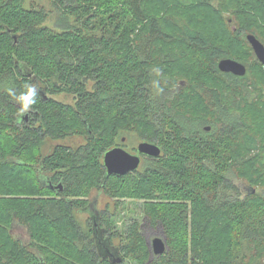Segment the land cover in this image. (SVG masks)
<instances>
[{
	"label": "trees",
	"instance_id": "1",
	"mask_svg": "<svg viewBox=\"0 0 264 264\" xmlns=\"http://www.w3.org/2000/svg\"><path fill=\"white\" fill-rule=\"evenodd\" d=\"M150 1L163 3L0 0V264H264V188H252L264 183V101L256 104L247 70H219L221 58L242 55L210 38L209 16L202 27L175 17L165 29L146 7ZM178 2L181 9L195 5ZM235 2L245 29L259 28L264 0ZM246 41L232 38L249 54ZM174 45L178 51L169 49ZM181 58L188 78L177 89ZM25 84L38 87L39 99L17 123L19 106L8 89L19 93ZM185 85L211 116L191 114ZM59 93L73 102L53 97ZM71 135L83 143L39 151L46 138ZM128 139L154 142L161 153L144 157L135 172L105 176L104 152ZM58 183L62 190L51 186ZM92 190L115 204L142 199L165 251L152 255L136 221L111 233L114 214L92 218L87 211L82 224L77 213L96 209ZM18 224L26 240L13 233ZM102 242L117 249L120 262Z\"/></svg>",
	"mask_w": 264,
	"mask_h": 264
},
{
	"label": "rangeland",
	"instance_id": "2",
	"mask_svg": "<svg viewBox=\"0 0 264 264\" xmlns=\"http://www.w3.org/2000/svg\"><path fill=\"white\" fill-rule=\"evenodd\" d=\"M180 0H163V3L160 6L156 7L153 5V2H146V7L149 8L150 13L155 14L158 16L162 25L165 29L169 28V25L172 24V21L175 17L182 16L183 21L191 26H198L202 27L203 24L201 22L208 23L210 21L209 18L215 23L213 32L211 33L210 38L216 39V43H222L227 45L233 53L242 57L239 59L242 61L245 66H247V81H248V88L253 91V96L255 98L256 104L258 101H264V65H258L256 63V57L250 47V53L245 54L246 45H236L232 42V38L235 41L239 40L240 37H244L246 39V35L248 33H253L256 37L264 44V19L262 17L258 18V23H254L255 25H259V28H253L254 31H250L245 29V25L241 22V15L234 13L232 10L236 8L234 4L236 3L235 0H193L195 5H191L188 7L179 6ZM184 6V5H183ZM230 8H228V7ZM249 14H252V10H248ZM209 16V18H208ZM214 17V18H212ZM247 23V21H246ZM244 28V29H242ZM173 35L176 37V40H179L180 33L177 29L171 30ZM166 51L168 50L166 46L163 47ZM169 49L172 51H178L179 48L177 46H169ZM244 53V54H243ZM234 55V54H232ZM180 61L177 63V68L174 69L175 72H179L180 74L176 76L177 85L175 88H180L182 84L187 81L188 75H186L187 67H188V60L185 58L179 59ZM181 66V68H178ZM195 79H198L196 77ZM209 81V79H207ZM187 83V82H186ZM209 84L212 85V81H209ZM187 85V84H186ZM185 90L190 93V96L187 98V109L191 111V114L200 115V116H211V112L207 106V102L200 98L198 94H194L193 90L189 87H186ZM255 89V91H254ZM257 89V90H256ZM54 98L66 102L72 103L73 98L70 94L59 93L53 95ZM264 127V123L261 125ZM124 148H127L130 151H134V148L137 146L139 140L136 139H128L125 140ZM71 144L73 146L83 143V137L78 135H71L64 139H51L46 138L45 141L42 143L40 147L41 154H47L51 151V149L57 144ZM232 180L235 182L237 186L240 187L242 191L248 190L247 182L239 177H235L232 175ZM254 189L264 188V183L259 185H253ZM89 200L92 198H96V209L99 213L104 214H114L113 223H112V230L111 233L116 232L122 234L125 230H127L133 222H138L139 229L142 235L144 236L147 244L151 247V241L154 237H163V232L160 226H153L148 223L146 217L143 214V200L141 199H130L126 198L120 200L116 204L115 201L108 197L105 193L97 194L96 190H92L91 194L89 195ZM87 213L78 212L77 219L82 223H86ZM13 233L19 237H22L24 240L28 238L27 232L25 228L21 225H16L13 229ZM115 239L111 242L115 246H119L120 238L117 235H114ZM124 264H136L133 260L128 259L124 262Z\"/></svg>",
	"mask_w": 264,
	"mask_h": 264
},
{
	"label": "water",
	"instance_id": "3",
	"mask_svg": "<svg viewBox=\"0 0 264 264\" xmlns=\"http://www.w3.org/2000/svg\"><path fill=\"white\" fill-rule=\"evenodd\" d=\"M246 39L252 48V51L258 61L264 65V44L252 33L246 35ZM218 68L225 73H231L236 76H243L246 73V66L242 62L233 58H221L218 61ZM209 129V126L206 127ZM134 153L125 149L122 146H114L106 150L103 154L102 164L105 168V176L108 175H125L130 172L137 171L141 164V156L157 157L161 153V148L154 142L142 140L138 142ZM61 187V183L57 185ZM91 213L92 218H96L97 210L89 207L87 210ZM96 226V221H94ZM105 253L112 259L113 262H120V257L117 255V249L108 246L106 242L101 243ZM152 255L161 254L165 251V238L154 237L151 241Z\"/></svg>",
	"mask_w": 264,
	"mask_h": 264
},
{
	"label": "clouds",
	"instance_id": "4",
	"mask_svg": "<svg viewBox=\"0 0 264 264\" xmlns=\"http://www.w3.org/2000/svg\"><path fill=\"white\" fill-rule=\"evenodd\" d=\"M8 92L15 103L19 106L17 123H20L23 116L29 113L37 104L39 99V89L35 84H25L19 93H16L11 88L8 89ZM41 179H44V177L41 176Z\"/></svg>",
	"mask_w": 264,
	"mask_h": 264
},
{
	"label": "flooded vegetation",
	"instance_id": "5",
	"mask_svg": "<svg viewBox=\"0 0 264 264\" xmlns=\"http://www.w3.org/2000/svg\"><path fill=\"white\" fill-rule=\"evenodd\" d=\"M122 140H123V139H122ZM124 145H125V144L118 143V144H116V145H114V146H122V147H124ZM114 146H113V147H114ZM125 149H127V148H125ZM127 150H128V149H127ZM135 150H136V148H134V151H130V150H129V151L132 152V153H134ZM144 157H146V156H141V162H142V160H143ZM134 172H135V171H134ZM58 184H59V183H58ZM58 184H53V185H51V186L54 187V188H57V189H59V190H62V185H61L60 188H58V187H57ZM84 212H85V213H88L87 210H85Z\"/></svg>",
	"mask_w": 264,
	"mask_h": 264
}]
</instances>
